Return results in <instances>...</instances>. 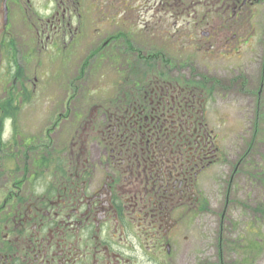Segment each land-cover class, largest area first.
I'll use <instances>...</instances> for the list:
<instances>
[{
  "label": "flooded vegetation",
  "instance_id": "flooded-vegetation-1",
  "mask_svg": "<svg viewBox=\"0 0 264 264\" xmlns=\"http://www.w3.org/2000/svg\"><path fill=\"white\" fill-rule=\"evenodd\" d=\"M43 1L46 15L35 16L25 14L28 0H0V264H204L188 259L206 218L217 264H229L233 249L239 264H264V226L249 222L252 241L224 236L237 232L234 212L247 213L251 187L264 183V34L254 51L250 20L247 34L223 42L234 70L225 87L173 76L169 53L145 48L155 21L144 32L104 0ZM220 92L234 95L229 111ZM33 107L45 128L24 135L18 115Z\"/></svg>",
  "mask_w": 264,
  "mask_h": 264
},
{
  "label": "rangeland",
  "instance_id": "rangeland-1",
  "mask_svg": "<svg viewBox=\"0 0 264 264\" xmlns=\"http://www.w3.org/2000/svg\"><path fill=\"white\" fill-rule=\"evenodd\" d=\"M25 2L27 0H24ZM96 1V0H93ZM102 1V0H101ZM112 2L118 3H129L133 8H138L137 11L132 12V19H138L141 30L147 32V29L155 21L157 26H155V38L151 41L153 46L149 48L148 44H145L146 50H161L168 52V63L174 66L171 72L173 76L179 78H189L191 81H199L202 77H208L212 80L220 81L223 86L229 87V81L234 75L233 67H231L230 61L221 57L220 46L231 33H237V36H242L250 31V20L254 25L253 39L254 51H258V42L261 36L264 34V4L253 8L254 10L244 7L240 4L233 10L231 7L230 0H111ZM15 17H19V11L17 8H13ZM23 9L28 11L29 14L37 15L40 13L45 16L47 11L44 7L43 0H28V2L23 6ZM32 9V11H30ZM22 14V12L20 11ZM230 15L237 17L239 20L237 22V28L234 22L227 23V19ZM231 16V18H232ZM155 20L152 21V18ZM152 22V23H151ZM19 27H15V32H24L21 27V23L18 22ZM166 25V27L164 26ZM173 24V28L171 25ZM233 24V27H232ZM216 32L217 38L214 41H209L206 43V35L211 32ZM162 32V33H159ZM258 36H257V35ZM142 35H147L143 33ZM167 37L168 39H165ZM206 37V38H205ZM145 40V39H144ZM220 42V43H219ZM212 48H211V47ZM210 48L212 53L208 55L207 51ZM248 47H242V51H247ZM197 50V51H196ZM228 50V49H227ZM262 50V49H261ZM229 53H227L228 55ZM248 54L238 66L243 65L247 62ZM15 57L18 59L20 54L15 53ZM158 62V61H157ZM157 66L160 65L156 64ZM47 65H45V68ZM94 80V81H93ZM92 83H95V78H92ZM90 84V83H89ZM95 87V85H91ZM229 89V88H227ZM61 97L64 96L63 91L60 92ZM222 101H224L225 108H222V112L229 111L232 103L234 102V95L230 93L223 94L220 92L218 95ZM66 106L60 105L58 110L60 113L65 112ZM48 110L50 108H47ZM72 110L67 114L71 116ZM42 115V107H33L24 109L19 113V119L16 122L18 131H23L24 135H38L39 131L45 128L43 126V119L38 118ZM73 117V115L71 116ZM45 123V122H44ZM47 124V123H45ZM74 122H68L70 129L73 130ZM236 134L237 146L243 149L246 148L247 143L250 141L249 138L245 136L243 130L247 131L248 125L245 127L243 120L237 123ZM66 126V131H69V126ZM12 129V128H11ZM9 129L6 130L5 136L9 135ZM66 132H62L60 145L62 146L66 140ZM254 161H259V157L262 155V146L257 147L256 152L253 154ZM260 163V162H259ZM253 167V166H252ZM253 174L255 173L254 167L252 169ZM244 182V181H243ZM250 187L248 186V189ZM251 202L249 201V206L251 209L257 208V206H262L264 210V183H257L251 187ZM244 196L238 197V200L244 201ZM247 213H239V209L234 212V218L232 221L237 225L236 233H225L226 239H239L240 237L252 239L255 235L251 234L248 230L246 224L252 221V225H257L258 228L264 226V222L261 221L262 216L254 214V212L248 209ZM245 215V216H244ZM258 217L255 218L254 216ZM264 216V215H263ZM214 219L206 218L202 232H204V242L202 245H194L190 248L188 262H203L204 264H217L216 254L213 249L214 242ZM264 233V231H263ZM233 246H231L232 248ZM227 257L224 262L229 264H234L230 262L231 260L237 262L239 257L237 255L230 256V251L226 250ZM261 259H258L256 264H261ZM195 264V263H193Z\"/></svg>",
  "mask_w": 264,
  "mask_h": 264
}]
</instances>
